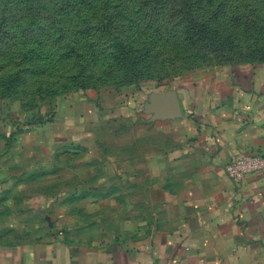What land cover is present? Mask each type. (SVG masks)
Masks as SVG:
<instances>
[{"label":"rangeland","instance_id":"rangeland-1","mask_svg":"<svg viewBox=\"0 0 264 264\" xmlns=\"http://www.w3.org/2000/svg\"><path fill=\"white\" fill-rule=\"evenodd\" d=\"M244 66L264 0H0V245L145 230V149L172 146L147 94Z\"/></svg>","mask_w":264,"mask_h":264},{"label":"crops","instance_id":"crops-1","mask_svg":"<svg viewBox=\"0 0 264 264\" xmlns=\"http://www.w3.org/2000/svg\"><path fill=\"white\" fill-rule=\"evenodd\" d=\"M145 115L172 145L145 149V230L98 243L55 232L5 243L0 264H264V171L241 183L225 172L237 155L264 156V66L158 88L145 98ZM124 162L113 175H134L132 159Z\"/></svg>","mask_w":264,"mask_h":264},{"label":"built area","instance_id":"built-area-1","mask_svg":"<svg viewBox=\"0 0 264 264\" xmlns=\"http://www.w3.org/2000/svg\"><path fill=\"white\" fill-rule=\"evenodd\" d=\"M264 171V156L237 155L225 166L228 178L241 183L248 175Z\"/></svg>","mask_w":264,"mask_h":264}]
</instances>
